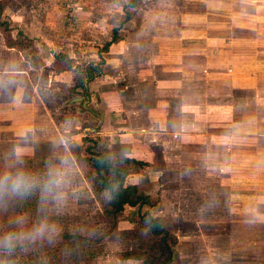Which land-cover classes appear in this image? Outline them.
<instances>
[{
  "label": "crops",
  "instance_id": "crops-1",
  "mask_svg": "<svg viewBox=\"0 0 264 264\" xmlns=\"http://www.w3.org/2000/svg\"><path fill=\"white\" fill-rule=\"evenodd\" d=\"M130 13L100 54L96 135L110 152L144 162L129 176H155L147 175L155 191L177 195L172 205L191 195L210 221L220 209L225 225L264 228V0H141ZM100 26L109 40L116 27ZM165 175L172 186L158 184Z\"/></svg>",
  "mask_w": 264,
  "mask_h": 264
},
{
  "label": "rangeland",
  "instance_id": "rangeland-1",
  "mask_svg": "<svg viewBox=\"0 0 264 264\" xmlns=\"http://www.w3.org/2000/svg\"><path fill=\"white\" fill-rule=\"evenodd\" d=\"M122 4L123 0H7L0 13L1 20L8 22L12 36L20 31L31 41L25 51L7 52L0 48V167L9 172L19 168V162L12 160L15 151L19 158H34L27 172L41 180L47 177L50 168L60 173L64 201L59 206L51 201L42 202L37 190L36 205L40 209L37 224L42 220L54 223L58 229L54 239L60 238L63 232L83 235L87 231L94 235L92 242L82 240L75 258L71 257L68 264H141L118 258L136 245L129 237L134 210L125 208L114 220L106 217L99 206L100 196L94 194L88 183L86 168L76 164L71 156L83 137H99L94 122L96 110H93L97 104L93 92L98 78L96 76L90 84L87 105L84 93L78 89L67 90L72 85V72L69 74L46 61L62 52L71 59L73 67L97 62L96 51L108 40L109 34L102 31L100 23L122 26ZM109 10L119 14L107 18L112 13ZM176 14L177 8L172 17L168 14L169 39L176 36L172 32ZM161 16L166 15L162 12ZM1 45L4 47L0 37ZM30 58L39 59L35 68L29 64ZM30 62L36 64L35 60ZM58 74L61 75L56 78ZM83 104L85 109H82ZM87 108L94 112L89 113ZM147 175L155 177L143 173L138 178L129 176L126 183H135L141 192L157 200L150 212L167 224L176 238L174 254L178 264H264V228L242 222L225 225L220 209L213 214L215 220L210 221L209 211L196 210L201 204L192 203L191 195H187L190 197L186 198L187 205L181 202L178 206L177 201L172 205L177 195L166 193L163 197L160 191H155ZM168 181L172 186L171 176L157 180L158 184ZM181 199L185 197L182 195ZM6 208L11 215L15 206L10 203ZM14 225L18 232L11 230ZM21 233L27 232L19 217L0 220V238ZM30 250L0 251V262L48 264L43 248Z\"/></svg>",
  "mask_w": 264,
  "mask_h": 264
},
{
  "label": "trees",
  "instance_id": "trees-1",
  "mask_svg": "<svg viewBox=\"0 0 264 264\" xmlns=\"http://www.w3.org/2000/svg\"><path fill=\"white\" fill-rule=\"evenodd\" d=\"M141 0H123L121 6L123 19L121 24L127 22L131 16L130 10L134 9ZM7 0H0V13L6 5ZM121 26L111 30L110 38L97 49L96 55L98 62H84L76 67L71 66V59L65 53L59 52L53 54L52 65L62 67L64 71L72 72V85L68 87V91L78 89L84 93L86 85L91 82L98 74L101 73L103 59L101 53L107 51L111 44L120 40ZM0 37L4 47L16 51H25L30 46V39L23 35L20 31L16 32V36L11 35V29L8 22L0 18ZM35 60L36 64L31 63ZM39 63V59L30 58L29 64L35 68ZM36 65V66H35ZM156 160L152 162V169L159 170L162 161L159 155V149L155 148ZM72 159L76 164L86 168L87 180L95 195L100 196L99 206L106 217L114 220L125 208H131L133 217L131 219V229L129 237L136 242V245L127 251L122 252L118 258L121 261H135L141 264H178L174 254L176 246V238L169 232L168 225L160 218L153 217L150 210L156 205L157 200L141 192L136 185L126 183L127 177L142 169L145 163L139 160L131 159L123 155L110 152L100 137H83L81 145L71 151ZM12 160L17 161L14 156ZM32 157L19 158V168L29 171L32 165ZM158 164V165H157ZM16 170H12L15 172ZM9 172L0 167V174ZM35 191L32 195L26 197H5L0 200V220L8 219L10 216L19 217L22 220L24 231L28 232L33 225H36V217L40 209L36 205L38 197ZM15 206L11 211V215L7 210V204ZM142 208L145 210L142 211ZM18 214H22L18 215ZM8 223H11L8 221ZM11 230L18 232L16 225ZM6 234V231H3ZM83 235H69L63 232L60 238L37 239L35 241H24L12 250H26L31 248L32 252L35 248H43L46 256H48V264H68V260L76 253L82 240L93 241L92 233L83 232ZM61 240V241H60ZM57 241V242H56ZM45 243V246L41 244ZM0 251H7L0 248ZM75 258V257H73Z\"/></svg>",
  "mask_w": 264,
  "mask_h": 264
},
{
  "label": "clouds",
  "instance_id": "clouds-1",
  "mask_svg": "<svg viewBox=\"0 0 264 264\" xmlns=\"http://www.w3.org/2000/svg\"><path fill=\"white\" fill-rule=\"evenodd\" d=\"M13 156L18 154L14 151ZM60 173L54 169H49L47 177L43 180L25 171L23 168H17L15 172H4L0 174V200L5 197H26L32 195L39 190L42 202L51 201L56 205H61L64 201V193L62 192V181L59 179ZM21 215L22 214H18ZM58 232L54 223L42 220L39 224L33 225L27 233L8 234L0 238V248L11 252L17 244L24 241H35L37 239L48 238L51 240ZM3 264V262H0Z\"/></svg>",
  "mask_w": 264,
  "mask_h": 264
}]
</instances>
